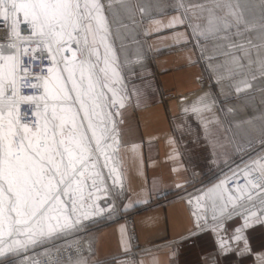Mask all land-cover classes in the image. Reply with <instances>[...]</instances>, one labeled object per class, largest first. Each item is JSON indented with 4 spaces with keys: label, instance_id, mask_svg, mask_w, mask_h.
<instances>
[{
    "label": "snow or ice",
    "instance_id": "6c2138e0",
    "mask_svg": "<svg viewBox=\"0 0 264 264\" xmlns=\"http://www.w3.org/2000/svg\"><path fill=\"white\" fill-rule=\"evenodd\" d=\"M114 3L123 5L125 0H109V10ZM216 7L226 9V15L210 10L209 33L243 23L240 0ZM260 7L264 13V0ZM108 36L102 0H0V255L54 239L80 224L66 210L76 212L77 196L84 199L88 181L97 186L100 156L106 167L109 141L114 139L112 113L106 109L117 103L112 85L119 83V73L113 67L115 56L109 57ZM246 43L247 51L243 44L232 46L264 78V41ZM255 71L236 91L253 87ZM119 107H124L122 100ZM254 164L243 170L246 184L237 186L240 195L235 199L264 197V163ZM254 171L258 175L249 179ZM249 216L264 223V213ZM243 227L236 229V242L244 241Z\"/></svg>",
    "mask_w": 264,
    "mask_h": 264
},
{
    "label": "rangeland",
    "instance_id": "374dc122",
    "mask_svg": "<svg viewBox=\"0 0 264 264\" xmlns=\"http://www.w3.org/2000/svg\"><path fill=\"white\" fill-rule=\"evenodd\" d=\"M102 2L105 4V16L109 27V44L115 52L116 67L121 76L119 83L112 85L117 87L118 97H115L117 103L106 109L112 113L110 119L114 121L115 127L113 135L119 133L118 137L122 124V110L134 102V99L138 98L137 105L152 99L148 97L142 100L140 98L142 92L136 94L137 90L146 91L153 87V81L149 78L151 76L149 54L143 34L145 20L150 15L163 11H177L183 16L190 34V42L196 52L200 73L194 90L184 95L172 96L174 103L172 112L166 116V123L170 137L175 143L177 160L184 177L179 186H172L166 194L155 193L154 199L167 198L168 201L179 197L186 199L195 210L197 218L206 221V215L200 216L202 212L196 209L190 200L203 193L206 195L208 191L213 192L217 185L221 186L220 181L225 183L227 180L233 181L235 187H243L246 184L243 170L256 167L254 162L264 163V78L255 71L258 66L249 64L246 58L241 59L244 52L232 46L243 44L247 51L248 40L255 44L264 41V13L261 11L260 0H240L242 5L240 11L244 13L243 23L239 27L233 25L227 32L218 33L207 31L210 10L216 15L225 16L227 10L218 9L216 5L224 4L227 0H125L123 5L112 4L110 10L107 7L109 0ZM102 48L101 54L104 53ZM252 58H256L255 49L252 50ZM239 64H244L245 67L240 68ZM252 71H255L257 76L256 80H250L253 87L236 91L242 79H250L247 74ZM111 79L109 74V83ZM104 92L106 98L112 97V93L107 89H104ZM121 100L123 108L119 107ZM112 157L113 162L122 171L119 149L117 155ZM96 171L101 173L97 186L91 187V181H88L89 187L83 189L84 199L80 200L77 196L76 212L72 213L70 208L66 210L72 219L79 217L81 221L75 230L62 233L54 239L28 244L24 248L6 249L3 255H0V264H26L34 256L43 255L79 240L89 245L95 229L118 218L126 221L131 245L126 257L129 264H133L136 254L147 247H138L133 235L131 213L125 209L128 194L123 171V183L120 187L104 167L102 158ZM253 173L258 172L254 171L251 174ZM262 199L264 197H254L252 200L237 199L234 204L240 205L239 211L249 213L252 211L259 216L264 213ZM107 206L111 208L103 211ZM98 209L102 211L99 212ZM217 209V215L210 219L222 217L227 211L224 207ZM81 214L83 216L87 214V219ZM234 219L241 222L240 215ZM254 221L259 222L256 219ZM232 242L236 241L233 239L230 241L233 249Z\"/></svg>",
    "mask_w": 264,
    "mask_h": 264
},
{
    "label": "crops",
    "instance_id": "0c3cea01",
    "mask_svg": "<svg viewBox=\"0 0 264 264\" xmlns=\"http://www.w3.org/2000/svg\"><path fill=\"white\" fill-rule=\"evenodd\" d=\"M143 34L153 87L137 90L136 94L142 92V100L152 99L137 105V98L126 106L119 129L120 159L128 194L125 209L131 213L137 246L147 247L136 254V263L264 264L259 254L255 257L257 253L264 254V223L244 228L242 217L241 223L229 216L234 208L233 191L228 190V196L218 185L213 192L208 191L207 221L200 218L198 222L186 199H154L155 193L166 194L183 182L166 116L172 112L174 94L184 95L196 88L200 68L181 13L163 11L150 15L144 22ZM217 207L227 211L212 220ZM237 226L243 227L249 250L241 241L232 242L233 249L230 246ZM226 239L231 249L225 251L219 243ZM88 244L83 259L68 264H129L126 255L131 250L130 237L123 218L99 226Z\"/></svg>",
    "mask_w": 264,
    "mask_h": 264
},
{
    "label": "bare ground",
    "instance_id": "6f19581e",
    "mask_svg": "<svg viewBox=\"0 0 264 264\" xmlns=\"http://www.w3.org/2000/svg\"><path fill=\"white\" fill-rule=\"evenodd\" d=\"M107 43L109 44V40L107 39ZM109 46H110V44H109ZM73 47H75L74 45H73ZM111 47V46H110ZM111 49H112V51L109 53V57L111 58L113 55L115 56V64L113 65V67H115L116 69H117V67H116V64H117V59H116V55H115V52H114V50H113V48L111 47ZM102 50H103V48H102ZM103 54V53H102ZM101 54V55H102ZM66 55H71V53H67ZM117 71H118V69H117ZM119 73V79L121 78V76H120V72H118ZM117 88V87H116ZM115 88V89H116ZM119 93V92H118ZM117 97H118V94L116 95ZM118 99V98H117ZM117 101V100H116ZM204 121H205V119H203ZM117 134V133H116ZM109 143L111 144V147L110 148H108L107 149V156H108V160H107V166H106V169H107V171L110 173V175H112L113 176V178L115 179V182H116V184L120 187L121 185H122V183H123V179H122V171L118 168V166L113 162V157H112V155H117V149H119L118 147H119V137H118V135H114V139H112V140H110L109 141ZM100 158H102V160L104 161V163H105V160H104V156L103 155H101L100 156ZM101 165V164H100ZM236 174V173H235ZM231 175H234V174H231ZM243 175V174H242ZM256 175H258V173H253V174H251L250 176H249V179H251L252 177H254V176H256ZM245 177V176H244ZM251 177V178H250ZM220 184H221V187H222V189H223V191L225 192V194H227L228 193V190H231V191H233V188L235 187V185L233 184V181H228L227 180V182L225 183V182H221L220 181ZM237 184V183H236ZM237 188V186L234 188V191H233V197H232V199H230V200H232L233 201V211L232 212H230L229 213V216H231V215H233L234 217H236V216H241L243 219H244V222H245V218L246 217H248V226L247 227H252L254 224H256V222L254 221V217H250L249 216V214L250 213H253L252 211L249 213V212H244V211H239V210H241V208H240V205H236V204H234L235 202H236V200L237 199H235V197L237 196V192H235V189ZM227 192V193H226ZM85 195V194H84ZM99 195V194H98ZM97 196V195H96ZM229 196V195H228ZM97 199H98V197H97ZM191 201V203H193L195 206H196V208L197 209H199L202 213H201V215L200 216H203L204 214H207L208 213V206H207V204H208V195L206 194H201L199 197L197 196V197H194V198H192V200H190ZM79 203V202H78ZM96 204V203H95ZM236 205V206H235ZM78 207V206H77ZM95 207H96V205H95ZM109 208H111V206H107L106 207V209H104L103 211H106V210H109ZM92 209V208H91ZM198 210V211H199ZM94 211H96V210H94ZM102 210H100L99 212H101ZM204 211H205V213H204ZM98 212V213H99ZM95 213V212H94ZM65 214H67V211H66V213ZM88 214V213H87ZM200 214V213H199ZM82 216H83V214H81ZM90 216V215H89ZM199 216V217H200ZM84 217V216H83ZM195 217H196V221L198 222L199 220V218H197V216L195 215ZM81 218V217H80ZM262 220H264V216H262ZM207 221V220H206ZM80 223H81V221H80ZM243 226V225H242ZM247 227H244V228H247ZM20 239H23V237H20ZM242 242V245L245 247V240L244 241H241ZM222 244H227L228 246H227V248H223L222 247ZM219 246L222 248V249H224L225 251L227 250V249H231V245L229 246V241L226 239V241L225 240H222V241H220V243H219ZM242 246V247H243ZM25 247V246H24ZM24 247H20V246H16V247H14V248H24ZM245 249L246 250H249L248 249V245H247V242H246V247H245ZM258 254H259V258H261L260 260H264V254L263 253H257L256 255H255V257H257L258 256ZM80 259H83V256L82 255H80V256H76V257H73V258H71V259H68V260H62L61 262H58V263H55V264H68V263H72V262H74V261H77V260H80ZM26 264H31V261L30 262H27Z\"/></svg>",
    "mask_w": 264,
    "mask_h": 264
},
{
    "label": "built area",
    "instance_id": "2783aa9c",
    "mask_svg": "<svg viewBox=\"0 0 264 264\" xmlns=\"http://www.w3.org/2000/svg\"><path fill=\"white\" fill-rule=\"evenodd\" d=\"M129 228H131L130 225ZM88 250L89 245L79 240L49 251L43 255L34 256L29 260L31 261V264H55L61 262L62 260H68L76 256H84ZM133 264H137L136 260Z\"/></svg>",
    "mask_w": 264,
    "mask_h": 264
}]
</instances>
